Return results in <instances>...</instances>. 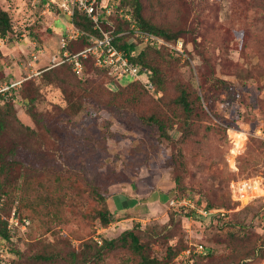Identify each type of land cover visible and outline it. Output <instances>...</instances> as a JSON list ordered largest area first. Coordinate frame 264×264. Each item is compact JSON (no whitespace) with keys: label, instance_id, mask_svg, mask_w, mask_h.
<instances>
[{"label":"rangeland","instance_id":"374dc122","mask_svg":"<svg viewBox=\"0 0 264 264\" xmlns=\"http://www.w3.org/2000/svg\"><path fill=\"white\" fill-rule=\"evenodd\" d=\"M131 2L111 12L104 32L115 35ZM63 3L0 0L12 22V32L0 38V86L20 81L3 101L35 131L34 137H19L14 127L0 135V151L16 148L21 162L17 181L1 200L15 215L8 217L9 240L0 238V264H65L84 241L100 246L128 229L154 260L149 264H264V197L239 207L229 187L231 181L264 176V0H141L151 22L179 35L175 43L155 44L165 54L164 86L155 93L145 87V76L135 87L126 77L115 95H103L98 110L94 96L77 114L69 111L58 84L42 79L57 67L51 59L60 56L61 38L72 31ZM124 29L119 37L145 48L130 25ZM62 65L74 73L60 75L67 88L74 75L103 87L110 81L90 60L79 70L70 61ZM178 87L189 89L196 106L186 126L174 102ZM155 109L174 125L168 139L139 118ZM232 148L241 153L237 174L228 169ZM88 181L112 210L119 199L138 203L129 215L133 220L118 224L114 214L102 227L94 215L103 206L85 190ZM258 188L251 182L248 192ZM176 192L197 194L202 205H217L224 215L176 213L168 206ZM197 243L205 247L203 254L194 252ZM169 248L178 252L172 259ZM89 264L141 263L118 249Z\"/></svg>","mask_w":264,"mask_h":264},{"label":"trees","instance_id":"16d2710c","mask_svg":"<svg viewBox=\"0 0 264 264\" xmlns=\"http://www.w3.org/2000/svg\"><path fill=\"white\" fill-rule=\"evenodd\" d=\"M113 1V0H110ZM121 7L123 6L124 0H119ZM124 7V6H123ZM131 11L128 13L130 20H119L116 23V30L114 34H120L124 28L128 27L133 24L136 29L142 31L144 33L153 35L157 38H160L166 42H176L179 38L178 32H172L167 28L160 27L155 23L151 22L148 17L144 15L143 5L141 0H132L131 2ZM126 12V11H125ZM112 16H107L106 19H103L100 24V28L103 31H106L109 27L107 26L108 19ZM73 25L80 31L83 32L81 36L78 37L76 40L68 41L67 49L69 51L74 52L72 54H76L86 47L90 45L89 42V35L98 37L100 36V32L97 29H94L92 22L86 17V15L78 9H75L73 16L71 17ZM131 32H135V28H131ZM12 32V22L11 18L7 11L3 10L0 7V38L4 39L7 37L8 34ZM129 33V34H130ZM127 35L116 37L114 44L118 49L123 50L130 61L138 65L142 69H147L151 73V81L153 84L154 92L157 93L162 89V85L164 86L165 81V74L162 70V61L165 59V54L163 51L160 50L162 46H156L152 44H148L145 46L144 49L138 50L137 45H135L131 41L126 40ZM140 38V37H139ZM88 60L94 63L92 58L87 59H80L81 63H85ZM161 63V65H160ZM95 65V64H94ZM64 67L66 65L57 66L52 69H48L42 75V79L48 83L58 84L59 88L61 89L62 93L67 96V106L69 111L72 114H77L84 109L83 102L90 101L94 96L99 97V101H97L96 109H99L103 100V95H109L110 92H113L115 95L119 90L121 85V81L123 79H116L114 77H110V81L106 86H98L92 83L90 80H86L81 82V80L77 81L76 76L71 78V85L64 86V82L61 81L60 75L62 73H71V71L66 70ZM68 69L72 68V65L67 67ZM98 68V67H97ZM96 68V69H97ZM101 69V68H100ZM97 69L100 73L108 75V73L103 69ZM74 74V73H71ZM70 81V82H71ZM69 82V83H70ZM135 80H131L128 84L131 87H135ZM137 84V83H136ZM112 86L113 88H109ZM141 86V85H140ZM139 86V87H140ZM75 93H78L75 97ZM4 96L0 95V135L2 133H7V131L11 130L12 128L16 127L17 131L15 135L17 136H24V137H34L35 131L31 128L24 126L20 123L15 116L13 105L10 102L3 101ZM32 99H29V102H32ZM174 102L177 106L178 111L180 112L182 123L186 126L188 121L194 115V108L195 103L192 99V95L189 89L178 87V95L175 97ZM3 103V104H2ZM23 103L28 104L27 98L23 99ZM140 120L142 123L148 127H153L156 130L157 135L162 139L170 138L169 131L173 129V123H168L165 116L158 110L155 109L148 114L141 115ZM175 124V123H174ZM263 143V142H262ZM239 155L233 153V148L230 151V156L228 160V169L231 173L237 174L239 171L238 166V158ZM20 160L18 159V155L16 152V148L10 147L7 152L0 151V238L9 240L10 233L7 229L8 225V217L13 219L15 213L10 215V210H7L6 205L2 207L1 200L3 196L8 194V190L12 187V184L17 181L18 175L15 174V168L20 165ZM87 183V180L84 179ZM178 177L175 179V184L179 183ZM88 189L90 194L96 198L98 203L102 205V208L96 210L94 218L99 220V223L102 227L107 226L111 223L113 218V213L109 210L106 205V198L102 191L98 187H94L93 184L88 181ZM178 199H192L195 202V209L197 210H205L209 211L211 209H219L217 205L213 204H206L202 205L201 197L197 194L187 193V192H176L174 195ZM231 198V194H230ZM235 207V206H234ZM173 209V208H172ZM234 208H232L233 210ZM176 213H188L198 215L193 209H174ZM231 210V209H230ZM11 216V217H10ZM201 216V215H198ZM208 216V215H207ZM216 216V215H211ZM218 216V215H217ZM127 250L132 255H135L139 258V262L141 264H149L153 263L154 260L149 259L148 256L143 254V246L141 245L139 238L135 235L133 230H125L123 231L118 237L112 239H105L103 240L100 246L93 241H84L82 244V249L77 254H72L69 258L68 262L65 264H89L94 261L102 260L103 256L106 253L115 251V250ZM178 252L172 251L171 248L168 249V254L170 259L174 258ZM43 260L50 261L49 258H42Z\"/></svg>","mask_w":264,"mask_h":264},{"label":"built area","instance_id":"2783aa9c","mask_svg":"<svg viewBox=\"0 0 264 264\" xmlns=\"http://www.w3.org/2000/svg\"><path fill=\"white\" fill-rule=\"evenodd\" d=\"M119 2V0H64L62 6L66 9L67 15L72 17L75 9L80 10L92 22L94 29L99 30L100 36L95 37L89 35L90 45L88 47L76 54H69L67 49L68 41L76 40L83 34V32H80L77 28H75L73 23H71L72 31H68V33L61 38L60 56H54L51 59L52 66H59L65 61H70L74 65V70H79L82 66L80 59L92 58L94 64L98 68L105 70L111 77L116 79H125L126 77H129L132 80H140L142 76H145V87L147 89H153L152 83L148 78V71L146 69L140 68L138 65L130 61L126 53L115 46V38L120 34L113 35L112 32H104L100 28L101 21L106 19L107 16H110L111 12H115L114 9L120 6ZM119 12H121V10H119ZM122 16L128 21L130 20L128 15L124 14ZM131 28L136 29L133 24L131 25ZM135 33L138 37L142 38L145 43L152 45L157 43L164 44L162 39L139 31L138 29L135 30ZM175 48L176 50L181 51V44L177 43ZM19 85L20 81L3 87L0 86V95H7L9 92H11L12 88L15 89ZM259 137L264 142V136L259 135ZM254 181H257L259 188L258 190L254 191L255 194L253 195L248 192V189L251 188V182ZM229 187L232 200L238 202L239 207H243L250 204L254 198L264 197V176L257 180L255 178H248L231 181ZM243 191L245 192L243 193ZM238 193L241 195V197L238 195ZM243 201H245V204L242 205L241 202ZM168 206L173 209H185V211L190 208L195 210L196 213H200L204 216L224 215V211L222 209H211L209 211L197 210L195 209V202L192 199H178L175 196L168 200ZM235 210H238V208ZM235 210H230V212ZM193 246L194 252L199 254H203L205 252V247L202 243H197ZM189 253L190 249H186L184 251V254Z\"/></svg>","mask_w":264,"mask_h":264},{"label":"crops","instance_id":"0c3cea01","mask_svg":"<svg viewBox=\"0 0 264 264\" xmlns=\"http://www.w3.org/2000/svg\"><path fill=\"white\" fill-rule=\"evenodd\" d=\"M174 195H171L168 200L170 198H172ZM116 205H114V209H110L109 210L113 213L116 214L118 216V219L115 223L118 224H123V223H128L130 220H133V218L131 216H129L131 213H133V209L137 208V205H135L134 202H129L127 203L125 200H117V203H115Z\"/></svg>","mask_w":264,"mask_h":264}]
</instances>
